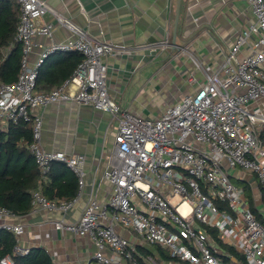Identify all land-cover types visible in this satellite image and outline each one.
Returning a JSON list of instances; mask_svg holds the SVG:
<instances>
[{"label": "built area", "instance_id": "2783aa9c", "mask_svg": "<svg viewBox=\"0 0 264 264\" xmlns=\"http://www.w3.org/2000/svg\"><path fill=\"white\" fill-rule=\"evenodd\" d=\"M12 1L19 7L14 40L22 45V55L15 80L0 81V127L20 120L30 123L27 149L41 180L47 179L52 163L64 164L77 178L71 199H48L41 189H33L30 211L64 213L84 186L83 155L42 146L39 110L62 102L85 105L108 112L117 125L101 174L111 187L107 202L90 197L76 222L55 223L93 241L95 251L82 264H126L141 242L159 245L189 264H236L225 260L223 247L210 240L205 225L215 228L222 244L238 251L248 264H264V224L231 180L232 171L241 169L254 175L264 191V0H245L254 20L240 30L216 68L207 69L182 48L202 72L203 82L154 117L121 108L107 91L103 58L129 50L91 37L44 0ZM46 14L75 38L39 45L31 62L35 38H52L54 22L40 21ZM244 46L248 51L240 55ZM68 51L82 56L71 75L59 86L37 90L40 66L49 56ZM7 217L17 216L0 207V229L10 231L16 244L0 264H14L15 256L31 249L17 243L24 225ZM116 225L130 230L134 239L119 234ZM157 261L154 264L162 262Z\"/></svg>", "mask_w": 264, "mask_h": 264}, {"label": "crops", "instance_id": "0c3cea01", "mask_svg": "<svg viewBox=\"0 0 264 264\" xmlns=\"http://www.w3.org/2000/svg\"><path fill=\"white\" fill-rule=\"evenodd\" d=\"M44 1L76 26L86 30L91 37L109 40L129 50L103 58L107 64V91L121 108L142 117L159 115L183 95L193 93L203 82L202 72L182 48L191 51L204 67L212 70L222 61L240 30L254 20L245 0H181L177 46H174L171 40L175 0ZM40 21L54 22L55 27L51 39L44 36L35 38L36 46L29 54L31 62L40 52V47L50 41L75 38V34L57 24L50 14L44 15ZM165 43L170 45L164 46ZM247 51L244 46L239 54ZM39 112L43 117L41 143L45 149L83 155L84 186L74 205L64 213L29 210L6 220L24 225L18 245L43 248L53 264H82L95 251L93 241L57 227L55 223L58 220L76 222L90 197L107 202L111 187L101 174L107 166L117 121L108 112L69 102L53 103ZM231 180L242 189L251 210L264 220V191L258 186L256 177L235 169L231 173ZM116 231L128 239H134V234L124 227L116 225ZM210 240L215 241L211 237ZM143 248L151 253L143 255ZM222 249L230 256L227 248ZM135 252L143 264H154L161 260L156 245L141 242L137 244ZM230 259L233 261L235 258ZM126 264L138 263L134 257ZM167 264L177 263L168 261Z\"/></svg>", "mask_w": 264, "mask_h": 264}, {"label": "trees", "instance_id": "16d2710c", "mask_svg": "<svg viewBox=\"0 0 264 264\" xmlns=\"http://www.w3.org/2000/svg\"><path fill=\"white\" fill-rule=\"evenodd\" d=\"M19 20L18 4L12 0H0V81L15 80L22 55V45L14 40L16 25ZM5 56L3 51L7 50ZM82 56L76 51H68L49 56L40 66L36 77V89L47 91L59 86L67 79ZM31 140L30 123L23 120L8 123L0 127V207H4L16 215H23L30 210L31 191L41 189L48 199H71L77 193V178L74 173L61 163H52L46 180H41L39 170L33 156L27 149ZM254 212V211H253ZM255 213V212H254ZM255 216L264 224L257 213ZM205 232L236 259V264H248L242 255L224 246L215 228L202 226ZM16 244L15 236L5 229H0V258L11 253ZM143 248V255L151 251ZM156 251L162 262L175 261L177 264H189L179 261L156 245ZM133 256L138 264H143ZM225 255V260L232 257ZM14 264H53L49 254L41 247H34L26 255H17Z\"/></svg>", "mask_w": 264, "mask_h": 264}, {"label": "water", "instance_id": "95a60500", "mask_svg": "<svg viewBox=\"0 0 264 264\" xmlns=\"http://www.w3.org/2000/svg\"><path fill=\"white\" fill-rule=\"evenodd\" d=\"M180 5H181V0H175L174 19H173V27H172V40H171V43L174 46H177L176 38H177L178 19H179V14H180ZM234 261L235 259H233V262Z\"/></svg>", "mask_w": 264, "mask_h": 264}, {"label": "rangeland", "instance_id": "374dc122", "mask_svg": "<svg viewBox=\"0 0 264 264\" xmlns=\"http://www.w3.org/2000/svg\"><path fill=\"white\" fill-rule=\"evenodd\" d=\"M176 201H177L176 198H172V199H171V203H172V204H176ZM143 243H144V242H143ZM147 245H148V244H147Z\"/></svg>", "mask_w": 264, "mask_h": 264}]
</instances>
